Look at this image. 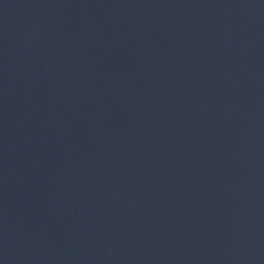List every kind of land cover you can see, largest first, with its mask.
<instances>
[{"label": "water", "instance_id": "water-1", "mask_svg": "<svg viewBox=\"0 0 264 264\" xmlns=\"http://www.w3.org/2000/svg\"><path fill=\"white\" fill-rule=\"evenodd\" d=\"M0 264H264V0H0Z\"/></svg>", "mask_w": 264, "mask_h": 264}]
</instances>
